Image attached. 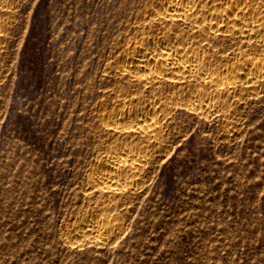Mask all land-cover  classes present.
<instances>
[{
  "label": "rangeland",
  "instance_id": "1",
  "mask_svg": "<svg viewBox=\"0 0 264 264\" xmlns=\"http://www.w3.org/2000/svg\"><path fill=\"white\" fill-rule=\"evenodd\" d=\"M159 1L0 4V264H264V76L244 89L178 84L231 91L208 114L174 96L178 86L117 72L127 43L171 25L149 15ZM246 1L263 5L264 24V0ZM224 25L206 36L179 28L219 70L264 58V25L255 40ZM149 100L166 113L157 138L127 135L148 157L136 183L101 192L89 177L116 137L104 112ZM89 212L120 229L101 244L79 237Z\"/></svg>",
  "mask_w": 264,
  "mask_h": 264
},
{
  "label": "bare ground",
  "instance_id": "2",
  "mask_svg": "<svg viewBox=\"0 0 264 264\" xmlns=\"http://www.w3.org/2000/svg\"><path fill=\"white\" fill-rule=\"evenodd\" d=\"M3 1L0 0V4ZM240 1L238 4L214 8L208 1L203 3V0H160L159 7L149 15H155L159 22H169L171 25H163L151 36H141L139 40L127 43L122 48L123 58L116 65V71L143 84L166 82L171 86H178L174 96H181L187 107L208 114L219 112L218 106L223 99L214 96H231V91L224 93L219 88L220 90L203 92L202 89L201 91L194 87L184 89L178 84H186L193 78H202L212 85L226 84L233 88V85L237 84L239 89H244L264 76V58L256 54H246L235 61L227 60L225 64H221L224 70H219L218 64L212 62L209 56L189 45L190 35L180 29L179 25L187 24L191 31L206 36L212 32L215 34L214 32L225 24L233 32L229 31L231 34L239 33L255 40L263 30L264 24L260 20L263 5L261 8L252 2ZM2 25L4 24L0 17V27ZM166 106V102L156 105L154 100H149L135 105L124 103L118 108L116 106L104 112L109 118L104 124L105 129L116 137L97 170L90 175L91 186L101 189V192L104 190L116 195L136 183L137 175L148 157L142 145L130 141L127 135L137 133L143 142L157 138ZM102 214L87 213L81 225L75 228L77 235L87 241L101 244L107 241L109 236L116 234L120 229V222Z\"/></svg>",
  "mask_w": 264,
  "mask_h": 264
}]
</instances>
